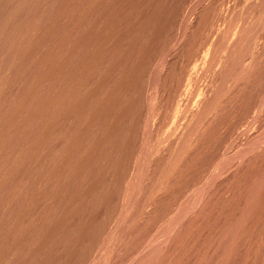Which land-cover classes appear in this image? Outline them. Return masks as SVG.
<instances>
[{
    "label": "rangeland",
    "instance_id": "1",
    "mask_svg": "<svg viewBox=\"0 0 264 264\" xmlns=\"http://www.w3.org/2000/svg\"><path fill=\"white\" fill-rule=\"evenodd\" d=\"M263 88L264 0H0V264H264Z\"/></svg>",
    "mask_w": 264,
    "mask_h": 264
},
{
    "label": "bare ground",
    "instance_id": "2",
    "mask_svg": "<svg viewBox=\"0 0 264 264\" xmlns=\"http://www.w3.org/2000/svg\"><path fill=\"white\" fill-rule=\"evenodd\" d=\"M127 1V0H126ZM156 2V1H155ZM183 2V1H182ZM198 2V1H197ZM61 3V2H60ZM159 3V2H158ZM83 4V3H82ZM125 4V3H124ZM154 4V3H153ZM227 4V3H226ZM225 4V5H226ZM199 5V4H198ZM201 5V4H200ZM95 6V5H94ZM18 8V7H17ZM72 8V7H71ZM168 8V7H167ZM205 8V7H204ZM211 9V8H210ZM226 12V11H225ZM73 13V12H72ZM112 13V12H111ZM204 15V14H203ZM62 16V15H61ZM154 16V15H153ZM189 16V15H188ZM211 16V15H210ZM148 17V16H147ZM71 18V17H70ZM164 19V18H163ZM189 19V18H188ZM155 20V19H154ZM157 20V19H156ZM232 20V19H231ZM10 21V20H9ZM8 21V22H9ZM69 21V20H68ZM77 22V21H76ZM172 22V21H171ZM185 22V21H184ZM55 23V22H54ZM68 23V22H67ZM159 23V22H158ZM7 24V23H6ZM184 24V23H183ZM98 25V24H97ZM206 25V24H205ZM34 26V25H33ZM66 26V25H65ZM159 26V25H158ZM187 26V25H186ZM195 26V25H194ZM71 27V26H70ZM115 27V26H114ZM241 27V26H240ZM239 27V28H240ZM76 28V27H75ZM118 28V27H117ZM185 28V27H184ZM49 30V29H48ZM126 30V29H125ZM154 30V29H153ZM184 30V29H183ZM235 30V29H234ZM241 30V29H240ZM122 31V30H121ZM180 32H181V30H180ZM229 32V31H228ZM247 32V31H246ZM111 33V32H110ZM182 33V32H181ZM231 33V32H230ZM38 34V33H37ZM203 34V33H202ZM247 34V33H246ZM47 35V34H46ZM85 35V34H84ZM221 35V34H220ZM240 35V34H239ZM53 36V35H52ZM182 36V35H181ZM197 36V35H196ZM195 36V37H196ZM235 36V35H234ZM244 36V35H243ZM172 37V36H171ZM56 38V37H55ZM37 39V38H36ZM199 39V38H198ZM257 39V38H256ZM55 40V39H54ZM92 40V39H91ZM113 40V39H112ZM16 41V40H15ZM66 41V40H65ZM225 41V40H224ZM182 42V41H181ZM263 42V41H262ZM89 43V42H88ZM243 43V42H242ZM222 44V43H221ZM29 45V44H28ZM88 45V44H87ZM90 45V44H89ZM88 45V46H89ZM110 45V44H109ZM169 45V44H168ZM177 45V44H176ZM257 45V44H256ZM46 46V45H45ZM188 46V45H187ZM10 47V46H9ZM54 48H55V46H54ZM184 48V47H183ZM240 48V47H239ZM245 48V47H244ZM17 49V48H16ZM87 49V48H86ZM212 49V48H211ZM262 49V48H261ZM63 50V49H62ZM75 50V49H74ZM238 50V49H237ZM16 51V50H15ZM145 51V50H144ZM203 51V50H202ZM2 52H4V51H2ZM6 52V51H5ZM119 52V51H118ZM222 52V51H221ZM19 53V52H18ZM56 53V52H55ZM116 53V52H115ZM198 53V52H197ZM240 53V52H239ZM60 54V53H59ZM72 54V53H71ZM107 54V53H106ZM210 55V54H209ZM18 56V55H17ZM87 56H89V55H87ZM62 57V56H61ZM72 57V56H71ZM93 57V56H92ZM111 57V56H110ZM158 57V56H157ZM191 57V56H190ZM246 57V56H245ZM249 57V56H248ZM19 58V57H18ZM235 58V57H234ZM13 59V58H12ZM16 59V58H15ZM96 59V58H95ZM14 60V59H13ZM32 60V59H31ZM94 60V59H93ZM125 60V59H124ZM66 61V60H65ZM86 61V60H85ZM15 62V61H14ZM224 62V61H223ZM75 63V62H74ZM163 63V62H162ZM30 64V63H29ZM52 64V63H51ZM113 64V63H112ZM121 64V63H120ZM156 64V63H155ZM62 65V64H61ZM92 65V64H91ZM131 65V64H130ZM145 65V64H144ZM208 65V64H207ZM211 65V64H210ZM225 65V64H224ZM230 65V64H229ZM49 66V65H48ZM65 66V65H64ZM85 66V65H84ZM170 66V65H169ZM228 66V65H227ZM20 67V66H19ZM96 67V66H95ZM159 67H160V65H159ZM158 67V68H159ZM165 67V66H164ZM179 67V66H178ZM240 67V66H239ZM256 67V66H255ZM4 68V67H3ZM157 68V67H156ZM184 68H186V67H184ZM60 69V68H59ZM93 69V68H92ZM120 69V68H119ZM160 69V68H159ZM6 70V69H5ZM10 70H13V69H10ZM50 70V69H49ZM103 70V69H102ZM113 70V69H112ZM226 70V69H225ZM246 70V69H245ZM97 71V70H96ZM161 71V70H160ZM45 72V71H44ZM155 72V71H154ZM158 71H156V74H154V73H151V74H154V75H156V77L158 76V74L160 73H157ZM187 72V71H186ZM74 73V72H73ZM93 73V72H92ZM233 73V72H232ZM61 74V73H60ZM72 74V73H71ZM76 74V73H75ZM80 74V73H79ZM191 74V73H190ZM208 74H209V72H208ZM248 74V73H247ZM16 75V74H15ZM103 75V74H102ZM123 75V74H122ZM136 75H137V73H136ZM161 75V74H160ZM187 75V74H186ZM72 76V75H71ZM153 76V75H152ZM180 76V75H179ZM248 76V75H247ZM56 77V76H55ZM155 77V76H154ZM190 77V76H189ZM215 77V76H214ZM10 78V77H9ZM158 78V77H157ZM151 79V81H149L150 82V87H149V89L151 90V86L153 85V83L156 85V81H154V79H152V78H150ZM159 79V78H158ZM109 80V79H108ZM129 80V79H128ZM127 80V81H128ZM135 80V79H134ZM21 81V80H20ZM23 81V80H22ZM137 81V80H136ZM129 82H131V81H129ZM153 82V83H152ZM178 82V81H177ZM181 82V81H180ZM229 82V81H228ZM31 83V82H30ZM159 83V82H158ZM244 83V82H243ZM135 84V83H134ZM176 84V83H175ZM107 85V84H106ZM241 85V84H240ZM34 86V85H33ZM68 86V85H67ZM82 86V85H81ZM176 86V85H175ZM209 86V85H208ZM152 87H156V86H152ZM216 87V86H215ZM30 88V87H29ZM128 88V87H127ZM144 88V87H143ZM165 88H168V87H166L165 86ZM172 88V87H171ZM205 88V87H204ZM226 88V87H225ZM233 88V87H232ZM35 89H37V88H35ZM39 89V88H38ZM91 89V88H90ZM160 89V88H159ZM158 89V90H159ZM229 89V88H228ZM242 89V88H241ZM27 90V89H26ZM152 90H153V88H152ZM151 90V91H152ZM263 90H264V88H263ZM68 91V90H67ZM76 91V90H75ZM91 91V90H90ZM136 91V90H135ZM160 91V90H159ZM253 91V90H252ZM156 92V91H155ZM218 92V91H217ZM229 92V91H228ZM255 92H256V89H255ZM1 93V92H0ZM147 94V93H146ZM244 94V93H243ZM64 95V94H63ZM67 95V94H66ZM112 95V94H111ZM153 95V94H152ZM58 96V95H57ZM147 96V95H146ZM174 96V95H173ZM181 96V95H180ZM247 96V95H246ZM33 97V96H32ZM65 97V96H64ZM72 97V96H71ZM104 97V96H103ZM149 97V96H148ZM202 97V96H201ZM223 97V96H222ZM259 97V96H258ZM57 98V97H56ZM78 98V97H77ZM127 98V97H126ZM169 98V97H168ZM237 98V97H236ZM37 99V98H36ZM42 99V98H41ZM69 99V98H68ZM73 99H75V98H73ZM46 100V99H45ZM60 100V99H59ZM63 100H64V98H63ZM99 100V99H98ZM138 100V99H137ZM234 100V99H233ZM261 100V99H260ZM263 100V99H262ZM42 101V100H41ZM90 101V100H89ZM146 101H147V99H146ZM212 101V100H211ZM244 101V100H243ZM24 102H25V100H24ZM64 102V101H63ZM76 102V101H75ZM154 102V101H153ZM259 102V101H258ZM31 103V102H30ZM65 103V102H64ZM86 103V102H85ZM89 103V102H88ZM101 103V102H100ZM105 103V102H104ZM149 103V102H148ZM152 103V102H151ZM213 103V102H212ZM246 103V102H245ZM29 104V103H28ZM55 104V103H54ZM70 104V103H69ZM79 104V103H78ZM215 104V103H214ZM252 104V103H251ZM151 105V104H150ZM154 105V104H153ZM152 105V106H153ZM162 105V104H161ZM226 105V104H225ZM62 106H63V104H62ZM111 106V105H110ZM149 106V105H148ZM231 106V105H230ZM59 107V106H58ZM25 108V107H24ZM48 108V107H47ZM60 108V107H59ZM58 108V109H59ZM97 108V107H96ZM148 108V107H147ZM150 108H151V106H150ZM150 108H148V109H150ZM153 108V107H152ZM152 108H151V111H152ZM244 108V107H243ZM242 108V109H243ZM196 109V108H195ZM221 109V108H220ZM27 110V109H26ZM57 110V109H56ZM74 110V109H73ZM89 110H91V109H89ZM201 110V109H200ZM199 110V111H200ZM222 110V109H221ZM248 110V109H247ZM42 111V110H41ZM84 111V110H83ZM198 111V112H199ZM56 112H58V111H56ZM61 112V111H60ZM108 112V111H107ZM149 112H150V110H149ZM195 112V111H194ZM238 112V111H237ZM259 112V111H258ZM34 113V112H33ZM46 113H47V111H46ZM119 113V112H118ZM54 114V113H53ZM95 114V113H94ZM220 114V113H219ZM58 115V114H57ZM148 115V114H147ZM194 115V114H193ZM211 115V114H210ZM56 116V115H55ZM119 116V115H118ZM146 116V115H145ZM205 116V115H204ZM27 117V116H26ZM57 117H59V116H57ZM61 117H63V116H61ZM207 117V116H206ZM54 118V117H53ZM67 118V117H66ZM85 118V117H84ZM123 118V117H122ZM214 118V117H213ZM230 118H231V116H230ZM87 119V118H86ZM92 119V118H91ZM94 119V118H93ZM146 119V118H145ZM219 119V118H218ZM113 120V119H112ZM119 120V119H118ZM150 120V119H149ZM211 120V119H210ZM226 120V119H225ZM14 121V120H13ZM30 121V120H29ZM34 121V120H33ZM42 121V120H41ZM136 121H138V120H136ZM51 122V121H50ZM58 122V121H57ZM86 122V121H85ZM172 122V121H171ZM252 122V121H251ZM21 123V122H20ZM52 123V122H51ZM82 123V122H81ZM124 123V122H123ZM197 123V122H196ZM95 124V123H94ZM145 124V123H144ZM191 124V123H190ZM220 124V123H219ZM53 125V124H52ZM66 125V124H65ZM130 125V124H129ZM196 125V124H195ZM8 126V125H7ZM40 126V125H39ZM149 126V125H148ZM54 127V126H53ZM175 127V126H174ZM211 127V126H210ZM216 127V126H215ZM3 128V127H2ZM70 128V127H69ZM68 128V129H69ZM4 129V128H3ZM6 129V128H5ZM56 130V129H55ZM225 130V129H224ZM84 131V130H83ZM128 131V130H127ZM134 131V130H133ZM205 131V130H204ZM6 132V131H5ZM52 132V131H51ZM91 132V131H90ZM190 132V131H189ZM41 134V133H40ZM178 134V133H177ZM261 134V133H260ZM5 135V134H4ZM191 135V134H190ZM18 136V135H17ZM46 136H47V134H46ZM50 136V135H49ZM84 136V135H83ZM242 136V135H241ZM240 136V137H241ZM263 136V135H262ZM40 137V136H39ZM117 138V137H116ZM176 138V137H175ZM183 138V137H182ZM202 138V137H201ZM260 138V137H259ZM80 139V138H79ZM258 139V138H257ZM93 140V139H92ZM184 140V139H183ZM177 141V140H176ZM190 141V140H189ZM17 142V141H16ZM38 142V141H37ZM77 142V141H76ZM181 142V141H180ZM39 143V142H38ZM187 143V142H186ZM195 143V142H194ZM43 144V143H42ZM57 144V143H56ZM82 144V143H81ZM189 144V143H188ZM254 144V143H253ZM44 145V144H43ZM78 145V144H77ZM37 146V145H36ZM185 146V145H184ZM217 146V145H216ZM47 147V146H46ZM45 147V148H46ZM75 147V146H74ZM38 148V147H37ZM186 148V147H185ZM195 148H196V146H195ZM238 148V147H237ZM76 149V148H75ZM119 149V148H118ZM181 149V148H180ZM18 150V149H17ZM39 150V149H38ZM62 150V149H61ZM103 150V149H102ZM150 150V149H149ZM161 150V149H160ZM35 151V150H34ZM72 151V150H71ZM215 151V150H214ZM87 152V151H86ZM149 152V151H148ZM160 152V151H159ZM23 153V152H22ZM27 153V152H26ZM33 153V152H32ZM11 154V153H10ZM24 154V153H23ZM22 154V155H23ZM28 154V153H27ZM61 155V154H60ZM193 155V154H192ZM223 155V154H222ZM26 156V155H25ZM35 156V155H34ZM33 156V157H34ZM40 156V155H39ZM45 156V155H44ZM56 156V155H55ZM184 156V155H183ZM80 158V157H79ZM90 158V157H89ZM6 159V158H5ZM69 159V158H68ZM42 160V159H41ZM95 160V159H94ZM198 160V159H197ZM229 160V159H228ZM1 161V160H0ZM22 161V160H21ZM24 161V160H23ZM32 161V160H31ZM17 162V161H16ZM26 162V161H25ZM38 162V161H37ZM61 162V161H60ZM60 162H58V164L60 163ZM89 163V162H88ZM220 163V162H219ZM22 164V163H21ZM24 164V163H23ZM27 164V163H26ZM163 164V163H162ZM56 165V164H55ZM64 165V164H63ZM83 165H84V162H83ZM82 165V166H83ZM159 165V164H158ZM62 166V165H61ZM95 166V165H94ZM233 166V165H232ZM235 166V165H234ZM240 166V165H239ZM17 168V167H16ZM21 168V167H20ZM54 168V167H53ZM52 168V169H53ZM169 168H170V166H169ZM227 168V167H226ZM238 168V167H237ZM24 169H22V171H23ZM28 170V169H27ZM86 170V169H85ZM93 170V169H92ZM169 170V169H168ZM223 170V169H222ZM83 171V170H82ZM175 171V170H174ZM211 171V170H210ZM228 171V170H227ZM221 172V171H220ZM40 173V172H39ZM48 173V172H47ZM171 173V172H170ZM3 174V173H2ZM6 174V173H5ZM49 174V173H48ZM77 174V173H76ZM26 175V174H25ZM196 177V176H195ZM42 178H44V177H42ZM80 178V177H79ZM24 181V180H23ZM197 181V180H196ZM9 182V181H8ZM176 182V181H175ZM178 182V181H177ZM10 184V183H9ZM191 184V183H190ZM166 185H167V183H166ZM165 185V186H166ZM200 185V184H199ZM87 186V185H86ZM164 186V185H163ZM210 187V186H209ZM33 188V187H32ZM31 188V189H32ZM182 188V187H181ZM14 189V188H13ZM37 189V188H36ZM198 190V189H197ZM23 191V190H22ZM15 192V191H14ZM34 192V191H33ZM48 192V191H47ZM58 192V191H57ZM39 193V192H38ZM189 194V193H188ZM35 195V194H34ZM205 195V194H204ZM260 195V194H259ZM36 197V196H35ZM32 199H34V198H32ZM27 200V199H26ZM182 201V200H181ZM3 202V201H2ZM29 203V202H28ZM35 203V202H34ZM185 203V202H184ZM106 204V203H105ZM182 204V203H181ZM8 205V204H7ZM20 205V204H19ZM30 205V204H29ZM68 205V204H67ZM122 205V204H121ZM28 206V205H27ZM172 207V206H171ZM8 208V207H7ZM70 208V207H69ZM175 208V207H174ZM67 209V208H66ZM254 210V209H253ZM21 211V210H20ZM67 211V210H66ZM132 212V211H131ZM141 212V211H140ZM129 214V213H128ZM141 215V214H140ZM24 217V216H23ZM133 218V217H132ZM8 220V219H7ZM18 220V219H17ZM56 220V219H55ZM59 220V219H58ZM39 221V220H38ZM119 221V220H118ZM45 222V221H44ZM4 223V222H3ZM16 224V223H15ZM23 225V224H22ZM67 225V224H66ZM63 226V225H62ZM120 226V225H119ZM19 229H20V227H19ZM31 229V228H30ZM136 229V228H135ZM169 229V228H168ZM57 230V229H56ZM116 231V230H115ZM167 231V230H166ZM24 232V231H23ZM30 232V231H29ZM72 233V232H71ZM21 234V233H20ZM31 234V233H30ZM119 234V233H118ZM6 236V235H5ZM30 236V235H29ZM75 236V235H74ZM85 236H87V235H85ZM35 237V236H34ZM37 237V236H36ZM39 237V236H38ZM70 237V236H69ZM112 237V236H111ZM14 238V237H13ZM22 238V237H21ZM33 238V237H32ZM58 238V237H57ZM150 239V238H149ZM60 240V239H59ZM78 240V239H77ZM2 242V241H1ZM6 242V241H5ZM32 242V241H31ZM40 243V242H39ZM39 243H38V245H39ZM155 243V242H154ZM158 244V243H157ZM37 245V244H36ZM6 246V245H5ZM14 246V245H13ZM27 246V245H26ZM27 248V247H26ZM48 248V247H47ZM84 248V247H83ZM118 249V248H117ZM2 250V249H1ZM111 251V250H110ZM7 252V251H6ZM19 252V251H18ZM102 252V251H101ZM104 253V252H103ZM141 253V252H140ZM38 254V253H37ZM75 254V253H74ZM1 255V254H0ZM28 255V254H27ZM103 255V254H102ZM109 255V254H108ZM5 256V255H4ZM3 256V257H4ZM51 256V255H50ZM57 256V255H56ZM70 257V256H69ZM42 258V257H41ZM44 258V257H43ZM99 259V258H98ZM36 260V259H35ZM107 261V260H106ZM31 264V263H30ZM57 264V263H56Z\"/></svg>",
    "mask_w": 264,
    "mask_h": 264
}]
</instances>
